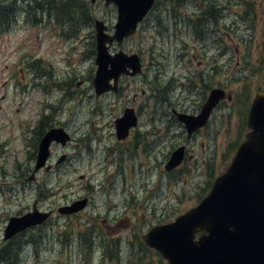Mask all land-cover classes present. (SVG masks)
<instances>
[{"label": "rangeland", "instance_id": "1", "mask_svg": "<svg viewBox=\"0 0 264 264\" xmlns=\"http://www.w3.org/2000/svg\"><path fill=\"white\" fill-rule=\"evenodd\" d=\"M209 1L157 0L123 44L140 55L143 73L97 96L93 22L101 19L113 32L114 5L38 0L26 22L34 0H0L13 16L11 31L1 30L9 19L0 18V252L18 245L17 264H167L142 236L209 191L244 139L253 99L264 91V0H214L217 7ZM118 48L114 43L110 51ZM214 87L231 98L186 142L172 108L197 114ZM138 103L144 105L137 127L118 139L116 118ZM51 126L64 127L72 139L51 145L50 163L67 158L32 177L41 133ZM185 142L186 159L166 171L171 151ZM84 197L83 211L58 213ZM35 202L54 211L49 222L5 241L8 219Z\"/></svg>", "mask_w": 264, "mask_h": 264}, {"label": "water", "instance_id": "2", "mask_svg": "<svg viewBox=\"0 0 264 264\" xmlns=\"http://www.w3.org/2000/svg\"><path fill=\"white\" fill-rule=\"evenodd\" d=\"M154 2L106 0V5H116L118 17L113 34L107 31L102 20H95L98 67L93 83L97 95L117 90L122 75L135 76L142 72L139 54L123 50L111 54L109 46L114 41L121 45L124 38L133 35ZM225 98L231 95L222 87H214L199 114L175 111L185 125L188 138L208 123L215 107ZM115 124L118 139L126 138L130 128L137 125L134 109L127 108ZM247 125L244 141L227 170L215 179L209 194L175 221L154 226L143 235L146 244L161 252L168 264H264V91H259L253 99ZM70 139L62 127L47 131L39 144L32 177L42 168L46 171L51 168L47 162L52 142L66 145ZM184 156V146L175 149L165 165L166 170L177 167ZM65 158L63 155L57 164ZM86 204L87 198L80 199L60 207L59 212L75 213ZM50 215L51 211H40L35 203L32 211L9 219L4 239L42 224Z\"/></svg>", "mask_w": 264, "mask_h": 264}, {"label": "trees", "instance_id": "3", "mask_svg": "<svg viewBox=\"0 0 264 264\" xmlns=\"http://www.w3.org/2000/svg\"><path fill=\"white\" fill-rule=\"evenodd\" d=\"M36 5L39 6L38 0H34ZM209 6L210 7H217V4L214 3V0H210L209 1ZM36 9L35 5L34 8L32 7L31 9H29V15L32 14V12ZM55 9V7H54ZM65 9V10H64ZM63 10L66 11L68 8H64ZM56 10V9H55ZM69 14V13H68ZM3 17L5 19V17H8V24H6L5 26H2V31H7L9 29V27L11 26L10 22L12 20L13 17H11L9 15V13H7V6L6 5H0V18ZM69 18V17H67ZM66 18V19H67ZM1 21V19H0ZM44 129H42L43 131ZM44 131L41 133V136L43 135ZM40 134V133H39ZM24 173V172H23ZM19 235L15 236L14 238H12L9 242L10 243H14L17 242ZM92 247H89V249H91ZM20 255H21V248L18 247V245L13 244L12 247L10 248V250L8 249H4V251L0 252V264H17L20 261Z\"/></svg>", "mask_w": 264, "mask_h": 264}, {"label": "flooded vegetation", "instance_id": "4", "mask_svg": "<svg viewBox=\"0 0 264 264\" xmlns=\"http://www.w3.org/2000/svg\"><path fill=\"white\" fill-rule=\"evenodd\" d=\"M120 82H121V81H120ZM120 82H119V84H120ZM120 86H121V85H120ZM138 106L141 107V106H140V103H138V104L136 105V107H135V108L137 109V112H138ZM173 109L175 110L176 108H172V110H173ZM174 110H173V111H174ZM177 110H178V111L187 112L186 110H179V109H177Z\"/></svg>", "mask_w": 264, "mask_h": 264}]
</instances>
